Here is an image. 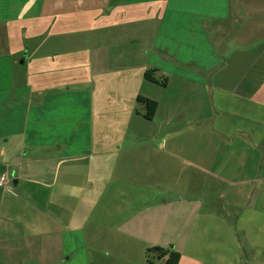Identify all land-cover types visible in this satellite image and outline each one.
Here are the masks:
<instances>
[{"label": "crops", "instance_id": "0c3cea01", "mask_svg": "<svg viewBox=\"0 0 264 264\" xmlns=\"http://www.w3.org/2000/svg\"><path fill=\"white\" fill-rule=\"evenodd\" d=\"M4 174L0 264L264 252V0H0Z\"/></svg>", "mask_w": 264, "mask_h": 264}, {"label": "trees", "instance_id": "16d2710c", "mask_svg": "<svg viewBox=\"0 0 264 264\" xmlns=\"http://www.w3.org/2000/svg\"><path fill=\"white\" fill-rule=\"evenodd\" d=\"M153 73L155 72H147L145 75L146 79L154 83H159L152 76ZM138 101L143 103L146 107V119L152 120L157 113L158 103L154 100H149L141 97H139ZM180 259V253L172 250H165L159 247H154L147 250V264H159V262H161L160 264H179Z\"/></svg>", "mask_w": 264, "mask_h": 264}, {"label": "rangeland", "instance_id": "374dc122", "mask_svg": "<svg viewBox=\"0 0 264 264\" xmlns=\"http://www.w3.org/2000/svg\"><path fill=\"white\" fill-rule=\"evenodd\" d=\"M219 203V204H218ZM214 204L216 208H220V201ZM221 210V209H218ZM229 212V211H228ZM232 216L233 214H235V219L236 217L239 215L240 210L239 211H233L231 212ZM116 217H118V215L116 214ZM238 219H236L235 221H237ZM237 230H238V238L239 240L242 242V254H241V262L240 264H264V252L259 253L260 251H254L252 249V245L250 244V240L247 238V232L243 229L244 227L242 225H234ZM253 231V230H252ZM251 235H253V232H251Z\"/></svg>", "mask_w": 264, "mask_h": 264}, {"label": "built area", "instance_id": "2783aa9c", "mask_svg": "<svg viewBox=\"0 0 264 264\" xmlns=\"http://www.w3.org/2000/svg\"><path fill=\"white\" fill-rule=\"evenodd\" d=\"M11 185L10 176L8 174H4L0 177V187L7 189Z\"/></svg>", "mask_w": 264, "mask_h": 264}]
</instances>
